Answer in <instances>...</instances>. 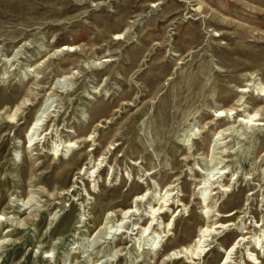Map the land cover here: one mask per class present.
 <instances>
[{"label": "rangeland", "instance_id": "374dc122", "mask_svg": "<svg viewBox=\"0 0 264 264\" xmlns=\"http://www.w3.org/2000/svg\"><path fill=\"white\" fill-rule=\"evenodd\" d=\"M263 88L264 0H0V264H264Z\"/></svg>", "mask_w": 264, "mask_h": 264}, {"label": "bare ground", "instance_id": "6f19581e", "mask_svg": "<svg viewBox=\"0 0 264 264\" xmlns=\"http://www.w3.org/2000/svg\"><path fill=\"white\" fill-rule=\"evenodd\" d=\"M62 49H64V50H66V49H70V50H75V48L74 47H70V46H66L65 45V47H63ZM263 90V92H264V88L262 89ZM44 105V104H43ZM42 105V107L40 108V112H39V114L36 116V119H35V121L31 124V126H30V128H29V131L27 132V136H31L30 137V140L32 139V137H33V135H35L36 133H38L39 132V130L43 127V125H44V120H45V118L48 116V111L50 110V104L48 103H46L45 104V106H43ZM228 115V111L227 110H223V109H220L219 111H218V116H224V115ZM230 114V113H229ZM240 120H242V121H244V122H246V123H250V124H252V125H254V124H257L256 122H258V121H256V120H258V119H255V116L254 115H250V116H248V118H242V116L240 117ZM254 121H256V122H254ZM260 124V123H259ZM223 131V130H222ZM49 133V132H48ZM48 133H46V134H48ZM33 144H35V143H33ZM32 144V145H33ZM32 145H30V146H32ZM66 146H68V147H72V146H74V143L73 142H69L68 143V145H66ZM136 199V198H135ZM139 199V198H138ZM135 201H137V199L135 200ZM139 201V200H138ZM155 212H157L158 210H160L161 209V207H159V208H157V207H154V208H152ZM133 212H135V209L133 208V207H130L128 210H126L125 212H124V218H126L128 215L127 214H129V213H133ZM236 212L235 211H233V212H230V213H228V214H226V215H224V216H232V215H234ZM205 214H209V211H207V212H205ZM206 216V215H205ZM0 219L2 220V219H4L3 217H1L0 216ZM125 224L126 222H123V220L120 222V224H119V226H121L122 224ZM225 224V223H224ZM224 224H215V225H209V224H207V226L205 225L204 227H202V229L200 230V234H199V236L197 237V239H196V243H195V247L194 248H196L195 249V254H197L199 257H197V256H194L193 258H201V256L203 255H205L206 254V252L207 251H209V249L210 248H206L209 244H207L206 242L209 240V239H206V237H208V236H210V235H212V234H217V233H219V231H217V229L218 228H226V226H227V224L226 225H224ZM138 228H142L141 226L140 227H138ZM121 232H123V231H118L117 230V232H115V234H121ZM241 240H244V243L246 242V241H248V238H246L245 236L244 237H242L240 240H239V242H237L236 244L238 245V244H240L241 243ZM236 244H234V245H232V247L230 248V249H227V251H225L227 254V257H226V262H228L229 261V257H231V256H229L230 254H232L235 250H236V248H238L237 247V245ZM258 246H259V248H258V250H259V252H261V250H262V247H263V245L260 243V244H258ZM192 250V249H191ZM177 251V250H176ZM180 252H183V250H181ZM173 254V253H172ZM251 255V256H250ZM48 256H50V255H48ZM256 256V257H255ZM259 254H258V252L256 253V254H253V253H249V256H248V260L252 263V264H258V263H260L261 261L259 260ZM224 261V262H225ZM187 262H194V261H191V260H188ZM231 262V261H230ZM229 262V263H230ZM233 263H235V262H233ZM223 264V263H222Z\"/></svg>", "mask_w": 264, "mask_h": 264}]
</instances>
